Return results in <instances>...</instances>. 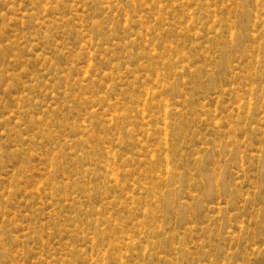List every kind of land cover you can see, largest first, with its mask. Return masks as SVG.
Here are the masks:
<instances>
[{"label": "rangeland", "instance_id": "rangeland-1", "mask_svg": "<svg viewBox=\"0 0 264 264\" xmlns=\"http://www.w3.org/2000/svg\"><path fill=\"white\" fill-rule=\"evenodd\" d=\"M0 264H264V0H0Z\"/></svg>", "mask_w": 264, "mask_h": 264}]
</instances>
